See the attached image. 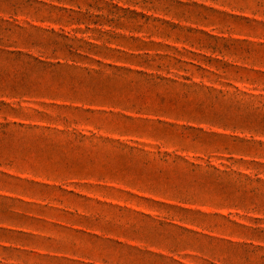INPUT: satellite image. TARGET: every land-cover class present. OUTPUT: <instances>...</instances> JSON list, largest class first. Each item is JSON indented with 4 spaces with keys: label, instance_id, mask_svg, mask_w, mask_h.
<instances>
[{
    "label": "rangeland",
    "instance_id": "1",
    "mask_svg": "<svg viewBox=\"0 0 264 264\" xmlns=\"http://www.w3.org/2000/svg\"><path fill=\"white\" fill-rule=\"evenodd\" d=\"M0 264H264V0H0Z\"/></svg>",
    "mask_w": 264,
    "mask_h": 264
}]
</instances>
